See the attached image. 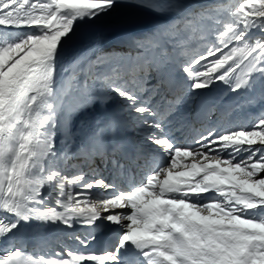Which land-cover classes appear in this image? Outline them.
<instances>
[{
    "label": "snow or ice",
    "instance_id": "6c2138e0",
    "mask_svg": "<svg viewBox=\"0 0 264 264\" xmlns=\"http://www.w3.org/2000/svg\"><path fill=\"white\" fill-rule=\"evenodd\" d=\"M130 5L160 22L126 49L73 55L80 24L120 0H0V264H264V0ZM218 83L245 98L235 110L258 108L251 127L207 102ZM85 109L100 118L77 144ZM145 142L159 161L139 184L97 173L142 167ZM69 156L82 161L71 175ZM33 220L78 247L28 251L16 236ZM98 221L120 228L101 251L67 231Z\"/></svg>",
    "mask_w": 264,
    "mask_h": 264
},
{
    "label": "bare ground",
    "instance_id": "6f19581e",
    "mask_svg": "<svg viewBox=\"0 0 264 264\" xmlns=\"http://www.w3.org/2000/svg\"><path fill=\"white\" fill-rule=\"evenodd\" d=\"M226 1V0H224ZM238 0H230L226 3L235 6L237 5ZM132 0H120L121 3V15L114 17V18H104L100 17L95 21L87 22V23H81L80 26L75 30V35L72 37V40L68 42L65 45L66 52H71L73 55H79L87 53L90 49H92L95 46L100 47H106L108 45H117L120 46L122 49H126L129 46V43L132 39L136 38L137 34L142 32L143 27L137 26L135 24H138L137 19L140 16H148L152 17L154 19L149 20V24L147 25L148 28L155 27L158 23L159 17L152 12H149L146 8H138L134 5H130ZM203 0H185V3L191 6H195L199 3H202ZM118 14V13H117ZM115 16V15H114ZM145 17L142 19H138V21L144 20ZM156 19V20H155ZM155 20V21H154ZM131 25L137 26L136 28H133ZM141 25V24H140ZM114 47V46H113ZM67 56H65L62 63H64L65 67H68ZM221 88H227L226 85L223 84H217L215 87ZM214 87V89H215ZM213 89V90H214ZM228 88L225 94H228ZM229 97L226 98L227 100L223 103L224 99L223 97L221 99H216L214 103H217V105H233V104H239L244 99L237 96V94L229 93ZM224 95V94H223ZM114 106H116V102H114ZM258 111V108L252 107V108H244L243 112H245V116L247 117L245 119L244 125H247L248 127H251V122L254 118V113ZM100 118V114L92 109H85L77 113L72 121V131L76 138V143L78 144L79 141L88 133L90 126L98 119ZM63 137L61 135L57 136V146L62 147L60 145V140ZM145 150L149 152V158L146 161H143L142 167L137 168L135 171H128L126 173H114L113 176H115V179L109 180L111 182H114L118 185V187L127 190L131 188L136 181L133 180L134 177L143 178L144 172L148 169H151L155 166V164L159 161V157L151 153V146L147 145L145 142ZM70 151H75V146ZM82 161L79 159H75L71 156H69L66 160H61L59 162V166L64 168L67 175H71L76 169L72 168V164L74 163H81ZM87 171V169H85ZM108 171V175L111 174V171L108 169H104V171L101 173L105 177V173ZM100 174L99 172H97ZM92 175L90 173L89 179L92 178ZM141 180V179H139ZM123 183L126 187H122L119 184ZM93 193L97 198H102L103 195L106 193L103 190L94 189L92 190ZM117 212L122 210H115ZM97 224H101L99 228H96L95 226H77L74 230H67V231H74L76 234L81 235H88V233H91L92 231L89 229H94L95 232L91 235L95 238L99 237L100 235L104 234L106 231L107 235L111 236L112 233L109 231H113L114 233H118L119 226L116 225H110L106 222L98 221ZM65 231L63 229V226H57V225H44L41 222L38 221H31L30 223L24 225L21 227L20 231L17 233L16 241H21L22 237H26L28 244V249L31 251V248L37 244L38 246L34 248L38 253H51L52 251H56L59 248L64 247L65 245H70L73 248H77L78 246L71 240L68 239V236L65 235ZM115 238H113L114 240ZM90 240V239H89ZM57 241H61L60 243L56 244ZM7 244L6 241H0V247H4Z\"/></svg>",
    "mask_w": 264,
    "mask_h": 264
},
{
    "label": "rangeland",
    "instance_id": "374dc122",
    "mask_svg": "<svg viewBox=\"0 0 264 264\" xmlns=\"http://www.w3.org/2000/svg\"><path fill=\"white\" fill-rule=\"evenodd\" d=\"M227 1H230V0H226V1H224L225 3L227 2ZM240 2V0H238L237 1V4ZM118 13V14H117ZM115 15V16H114ZM119 15H121V10H120V8H118V9H116L110 16H102V17H104V18H114V17H117V16H119ZM143 17H145L144 18V20H142V21H138V19H142ZM150 18H151V20L152 19H154V18H152V17H149L148 18V16H147V18H146V16H140L138 19H137V22H138V24H135V25H137V26H140V27H143V29H142V32L141 33H139V34H137L136 36L137 37H140V36H143V35H145V34H147V33H149V32H151L155 27H151L150 29L147 27V25L149 24V20H150ZM156 20V19H155ZM154 20V21H155ZM159 20V22H160V18L159 19H157V21ZM141 24V25H140ZM135 25H131L133 28H136L137 26H135ZM253 35L254 36H256V35H259V33L258 32H254L253 33ZM114 46V47H113ZM189 50H191V49H195L196 47H197V42L196 41H193L189 46ZM105 49H107V50H112V49H115V50H117V51H119V50H121L119 47H117L116 45H108V46H106V47H104ZM237 114H239V111H237ZM237 116V115H236Z\"/></svg>",
    "mask_w": 264,
    "mask_h": 264
}]
</instances>
